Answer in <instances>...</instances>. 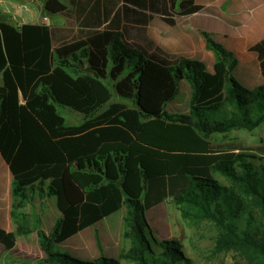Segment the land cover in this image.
Masks as SVG:
<instances>
[{"label":"trees","instance_id":"obj_1","mask_svg":"<svg viewBox=\"0 0 264 264\" xmlns=\"http://www.w3.org/2000/svg\"><path fill=\"white\" fill-rule=\"evenodd\" d=\"M102 5L105 17L113 12L110 22L71 38L44 23L0 22V156L12 177L16 233L31 231L21 208L35 195L54 196L60 214L49 235L37 230L38 263L188 264L177 241L152 237L144 216L170 198L182 218L215 224L219 249H243L254 254L251 264H264V142L249 152L211 141L214 133L264 123V36L247 46L260 75L248 86L234 53L206 32L211 71L200 57L167 52L147 37V12L173 25L176 16L203 8L196 0ZM44 8L69 17L60 0H44ZM120 13L140 16L135 40L124 35L133 27L119 24ZM106 81L130 105L109 103ZM180 88L189 93L187 110L167 111ZM56 105L84 120L65 124ZM123 206L121 236L129 245L117 258L84 260L56 249ZM15 242V233L0 227L2 248Z\"/></svg>","mask_w":264,"mask_h":264},{"label":"rangeland","instance_id":"obj_2","mask_svg":"<svg viewBox=\"0 0 264 264\" xmlns=\"http://www.w3.org/2000/svg\"><path fill=\"white\" fill-rule=\"evenodd\" d=\"M203 5L199 15L194 19H201L209 23L211 33L199 30L200 45L195 41L192 49L178 51L187 57H201L206 67L211 70L214 62L212 51L208 50L203 33L206 32L215 40L221 42L226 49L234 53L238 66L247 75V85L260 83L256 53L247 49L248 44L256 42L264 34V0H196ZM51 18L59 15L49 14ZM175 25L163 24L157 29L158 35L164 40L180 42L184 40V28H191L187 20L176 16ZM192 22V21H191ZM200 28V27H199ZM111 92L109 103L114 101L130 103L119 97L110 82H105ZM189 93L180 88L179 94L166 107L172 113H182L187 110ZM57 112L64 117L65 124L77 125L84 120L83 114L66 106L56 105ZM211 141L219 147L237 146L249 152H259L257 147L264 142V123L254 129H233L223 133L211 135ZM0 161L6 165L2 158ZM7 171L9 172L7 166ZM11 175L4 173L0 166V227L15 233L16 242L12 250H5L0 245V264H43L38 259L41 253L37 230L41 229L49 235L55 219L59 216L55 198L39 199L37 195L20 211L30 217L31 231L26 234L16 233L11 195ZM124 206L109 217L103 219L97 226L81 231L73 240L67 241L56 249L84 260H92L100 255L118 257L121 248H127L129 243L121 236ZM150 233L154 239L175 240L180 244L188 264H251L252 252L243 249H219L216 246L219 234L218 228L209 220L184 219L180 211L170 198L151 210L145 211ZM119 264H134L119 258Z\"/></svg>","mask_w":264,"mask_h":264},{"label":"crops","instance_id":"obj_3","mask_svg":"<svg viewBox=\"0 0 264 264\" xmlns=\"http://www.w3.org/2000/svg\"><path fill=\"white\" fill-rule=\"evenodd\" d=\"M60 1H62L68 8L69 17L63 14H60V13L47 12L44 8V0H0V22H8L15 26H19L25 23H31V24L44 23L49 26L62 28L61 30L62 34L66 35L68 38H71L73 36H77L78 34H81L82 30L87 31L89 29H92L95 25H98V27L100 28H104V26L110 22V19L113 15V12H112L108 18L104 16L102 0H60ZM93 8H96L98 12L92 14L90 19H88V25L82 24L81 22L85 20L84 17L88 15L87 14L88 11H90ZM77 9L80 11L83 10V12L79 14L78 16H75L73 11ZM49 14L59 15V18L53 19L49 16ZM147 15L149 16L145 24L147 37L155 41L157 45H159L161 48H163L167 52L176 53L179 50L183 51L184 49H187V48L192 49L195 46L194 44L195 41H198L200 45L201 36L198 33L199 30H204V31L211 33V31L208 28L209 23H206L205 21L201 19H194L196 16L199 15V11H198L189 16L183 17L185 20H187L186 24L191 25V28L189 27L184 28L183 32H181L183 33L184 40L180 42L164 40L162 36L158 35L156 30L162 29L163 24L167 22L164 20V18L160 14L147 12ZM119 24L121 26L124 24H130L133 27L130 31L128 32L126 31L124 33L125 36L129 37V40H135L136 35L139 34L138 27L142 26L140 16L136 14H133L129 16L128 19H125L123 14L120 13ZM174 25L175 24L173 25L169 24V26L171 27H173ZM55 34L57 36L59 33L57 32ZM260 38H258L256 41H258ZM0 83H1V77H0ZM0 166L2 167V170L4 173L10 174V172H8L6 169L7 165H3L2 162L0 161ZM48 197L51 198L54 196H47V199ZM55 204H56V199H55ZM80 232H78V234ZM78 234L76 236H78ZM76 236H74L71 240H73ZM12 249H9V250H12ZM41 253L43 254L42 250H41Z\"/></svg>","mask_w":264,"mask_h":264}]
</instances>
